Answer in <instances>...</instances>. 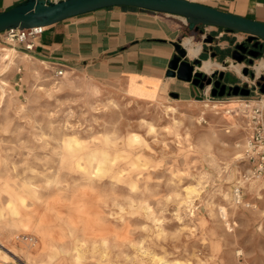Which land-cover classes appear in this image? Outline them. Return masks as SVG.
<instances>
[{"label":"rangeland","instance_id":"1","mask_svg":"<svg viewBox=\"0 0 264 264\" xmlns=\"http://www.w3.org/2000/svg\"><path fill=\"white\" fill-rule=\"evenodd\" d=\"M207 36L191 38L198 58L231 61L236 37L217 46L203 44ZM3 48L0 264H264V177L245 179L246 106L262 94L260 59L239 64L246 76L213 70L248 96L213 98L206 88L184 99L164 78L146 101L83 68ZM140 88L129 93L153 99Z\"/></svg>","mask_w":264,"mask_h":264},{"label":"crops","instance_id":"2","mask_svg":"<svg viewBox=\"0 0 264 264\" xmlns=\"http://www.w3.org/2000/svg\"><path fill=\"white\" fill-rule=\"evenodd\" d=\"M23 1L25 0H0V12ZM187 1L264 23V0ZM202 29L204 35L215 38L214 43L217 46L220 45L219 42L228 44V35L237 39L230 42L232 46L240 41L235 33H226L213 27ZM221 31L225 34L220 39L216 38ZM185 36L194 39L199 34L190 32L184 18L180 16L136 8L112 7L45 27L43 33L35 39L33 50L25 53L51 67L72 70L83 68L95 79L105 82L122 95L135 100L151 101L157 97L164 84L167 65L174 55L171 44ZM193 49L198 52L191 55ZM200 50L197 45L190 46L186 49L187 57L192 60L200 57ZM206 53L207 50L203 54ZM224 54L225 51H219L215 56ZM262 60L264 61L263 58L260 59ZM168 79L166 85L169 88L175 87L172 88L174 94L180 98L193 99L203 95L197 87L176 79ZM130 86L138 90L143 86L153 99L130 94Z\"/></svg>","mask_w":264,"mask_h":264},{"label":"water","instance_id":"3","mask_svg":"<svg viewBox=\"0 0 264 264\" xmlns=\"http://www.w3.org/2000/svg\"><path fill=\"white\" fill-rule=\"evenodd\" d=\"M112 7H128L146 10L154 13L169 14L184 18L190 32L203 35V27L222 29L226 33H239L245 36L240 43L233 45L230 52L231 61L225 59L221 62L224 68L230 63L241 64L247 62L254 66L256 59H262L264 53V23L222 12L209 6L190 2L187 0H25L7 11L0 12V33L12 29H29L32 27H47L66 19L90 13L100 9ZM204 40V39H203ZM215 38L208 35L203 44L213 43ZM251 44L253 52L245 47ZM174 55L167 65L165 78L176 79L188 83L203 91L209 88L211 97L222 98L225 96H248L250 91L244 87L228 86L227 92L225 74L221 71H213L209 75L198 70L202 60L195 58L189 60L182 41L171 44ZM242 74H248V68L241 69ZM264 78L259 77L262 81ZM257 86L264 94V84ZM177 97L176 94H174Z\"/></svg>","mask_w":264,"mask_h":264},{"label":"built area","instance_id":"4","mask_svg":"<svg viewBox=\"0 0 264 264\" xmlns=\"http://www.w3.org/2000/svg\"><path fill=\"white\" fill-rule=\"evenodd\" d=\"M44 28L37 26L23 30L5 31L2 33L4 36L3 43L8 46H17L24 52H30L34 48L35 39L43 33ZM224 34V31H221L217 33L216 38L220 39ZM1 53L3 52L0 49V56ZM246 109L251 136L246 144L245 160L252 167L246 173L245 179H260L264 177V94L260 95L255 105L246 106ZM232 199L235 204L242 203V187L240 184L234 186Z\"/></svg>","mask_w":264,"mask_h":264},{"label":"bare ground","instance_id":"5","mask_svg":"<svg viewBox=\"0 0 264 264\" xmlns=\"http://www.w3.org/2000/svg\"><path fill=\"white\" fill-rule=\"evenodd\" d=\"M192 45H197V46L200 47V49L202 47L200 44H198L196 42H193L192 39H190V38H185V39L182 40V46L185 48V50L188 49ZM201 50H200V52H201ZM1 51L2 52H5V53L6 52H10L9 49H5V48L1 49ZM196 51L197 50H194V49L191 50V55H194L196 53ZM261 64L264 65V62L263 61H258L257 64L255 65V69H256L257 72H258V68L261 66ZM228 68L234 70L236 73H239V71L241 70V65L230 63L229 66H228ZM216 69L223 70L225 68L222 65L217 64V63H212L209 60L208 61H205V62L202 61L201 66L198 68L199 71H201L203 73H206V74H210L211 72H213V70H216ZM205 107H208V105H205Z\"/></svg>","mask_w":264,"mask_h":264},{"label":"flooded vegetation","instance_id":"6","mask_svg":"<svg viewBox=\"0 0 264 264\" xmlns=\"http://www.w3.org/2000/svg\"><path fill=\"white\" fill-rule=\"evenodd\" d=\"M245 47H247V49L248 50H251V51H253V52H258L259 50L258 49H253L252 47H251V44H245ZM263 78H264V76H263ZM259 82V81H258ZM224 83V82H223ZM224 84H226V90H225V92H227V88H228V86H232L231 85V83L230 82H226L225 81V83ZM262 84H264V79L262 80V81H260V85H262Z\"/></svg>","mask_w":264,"mask_h":264}]
</instances>
